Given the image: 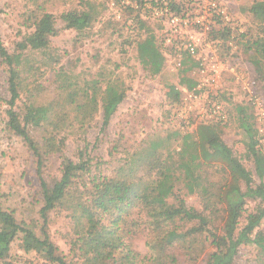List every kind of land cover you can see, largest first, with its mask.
Masks as SVG:
<instances>
[{"label": "rangeland", "instance_id": "obj_1", "mask_svg": "<svg viewBox=\"0 0 264 264\" xmlns=\"http://www.w3.org/2000/svg\"><path fill=\"white\" fill-rule=\"evenodd\" d=\"M226 1L246 27L237 58L247 84L227 77L221 99L228 120L198 124L182 135L174 119L183 106L179 87L185 76L197 79L193 73L196 64L185 58L181 68L172 69L173 64L165 57L162 71L153 75L139 59L137 50L140 40L150 31L156 32L148 21H139V27L132 31L124 21L115 20L111 0H0L2 42L9 53L22 55L20 98L14 107L16 123L28 131L41 151L51 149L44 155L46 183L53 188L61 179L64 157L76 163L86 161L90 167L86 172H76L64 199L49 212L44 227L37 158L25 139L8 125V67L0 56V205L13 211L17 221L25 222L38 236L43 237V231H47L69 264H118L114 258L102 257V247L106 252L115 251L113 255L119 261L131 249L138 255L135 264H206L214 247L205 233L193 243L199 255L196 260L188 259L182 245L170 248L159 244L149 212L154 200L166 198L170 206L182 200L187 208H195L205 216L211 229L220 232L225 214L213 193L228 180L224 165L244 168L251 185L264 188V180L255 173L249 138L241 123L244 114L253 124L255 139L258 124L264 129V119L257 121L252 101L254 97L264 100V52L258 45L264 37V0ZM73 10L90 11L92 24L83 30L67 29L63 15ZM46 13L52 14L50 24L55 30L48 36L49 45L43 46L36 43L35 32ZM110 81H119L126 96L109 126L103 128L102 97ZM42 105L51 110L41 126H36L31 107ZM210 141H214L212 148ZM204 161L210 163L205 165ZM236 176L245 188V179L238 172ZM104 183H125L144 196L143 200L132 199L127 207L120 204L123 211L118 228L113 224L119 214L117 207L109 204L110 210L104 213L95 205L105 189ZM257 201L255 197L248 198L247 210H254ZM87 210L94 213V229ZM193 223L180 217L170 221L179 232L188 230ZM260 228L264 230V220ZM90 231L101 248L98 258L82 242ZM111 231L116 235L111 236ZM21 243L18 239L12 244L9 256L0 264H55L36 251H24ZM115 246L121 247L117 250ZM256 255L254 245H243L234 264H256Z\"/></svg>", "mask_w": 264, "mask_h": 264}, {"label": "trees", "instance_id": "obj_2", "mask_svg": "<svg viewBox=\"0 0 264 264\" xmlns=\"http://www.w3.org/2000/svg\"><path fill=\"white\" fill-rule=\"evenodd\" d=\"M258 15L259 10L256 11ZM261 12V11H260ZM2 9L0 8V15ZM45 20L35 32L36 43L43 46H48L50 43L49 35L54 32V28L50 24V19H53L52 14L46 13ZM67 29L83 30L89 27L93 22V15L90 11H69L63 15ZM259 50L264 52V37L258 41ZM139 59L143 65L153 74H159L165 65V53L161 47L159 39L155 31H150L145 38L137 44ZM0 56L3 62L8 67V90L11 98L8 101L10 109H8L9 122L8 125L17 135L22 136L28 143L30 150L33 151L37 158V174L39 176L44 205L40 210V214L44 220L43 226L47 223L48 214L54 210L56 206L64 199L69 187L76 177L77 171H88L89 166L86 161L74 162L72 159L64 157L62 161V177L53 188L46 183L43 176L44 155L51 153V149L46 152L41 151L34 140L29 135L28 131L16 123L17 117L14 107L16 101L20 98L21 78L19 66L21 64V54H11L6 49L2 42L0 34ZM187 72V71H186ZM183 84H188L189 88L193 86V80L185 76ZM178 93L177 91H174ZM178 95V94H177ZM126 90L122 87L119 81L108 82L102 97L103 109V128L109 126L113 115L117 112L119 105L124 101ZM178 97V96H176ZM51 110L48 106L31 107V112L34 114V124L41 126L42 121L47 118V112ZM243 129L246 131L249 138V151L254 161L255 173L260 180H264V151L257 143L254 133L251 132L253 124L248 121L243 114L241 117ZM211 148L214 141H210ZM217 150H221L220 146H214ZM223 151V149H222ZM80 157L83 160L85 153L82 151ZM209 161H204L207 165ZM227 173V182L224 183L217 193H213L215 201L222 205L224 216L222 218L223 225L221 231L210 228V223L205 216L197 212L195 208H187L184 201H180L177 205H167L166 198L159 197V200H154L152 209L149 210L153 217L154 233L159 239V244L170 248H175L177 245H182L184 253L190 260H196L199 255L193 247V243L198 235L206 234V239L211 240L210 245L214 250L207 255L206 264H234L238 256L239 249L243 245H254L257 249L256 264H264V230L261 223L264 220V188L261 186L253 187L249 180V174L244 168L235 165V168L229 165H224ZM238 172L245 179V188L242 187L240 179L236 176ZM2 171L0 170V188H1ZM105 184V189L95 201L97 208L102 212L110 210L109 204L118 209V217L113 221V224L118 228L119 221L122 220L123 206L131 205L132 199L143 200L144 196L137 192L135 188L130 189L125 183ZM204 189L208 192L205 185ZM257 198V205L252 211H248L246 204L247 199ZM154 198V197H153ZM91 227L95 228L94 213L91 210L85 211ZM180 217L187 218L194 222L193 225L186 231L179 232L176 227H172L170 221H174ZM244 218L243 222L242 219ZM196 221V222H195ZM168 224V226H166ZM44 230V229H43ZM44 236L40 237L31 229L25 222H18L11 210H6L0 205V260H6L10 254L12 244L18 239L22 241V249L26 252L36 251L43 254L48 262L55 264H69L65 256L58 253V247L51 241L49 233L43 231ZM94 232L90 231L88 238L82 239V242L89 251L96 253V258L100 255V250L97 241L93 238ZM110 235H116L115 231H111ZM193 238V239H191ZM192 240V241H191ZM121 243V242H120ZM188 245H185L187 244ZM121 246L126 247L122 241ZM121 246H115L117 249ZM205 247L201 249L204 251ZM85 252L88 254L87 250ZM113 250L106 252L102 247V257L114 258L118 264H135V259L138 255L131 249H128L125 255L117 260L113 255ZM166 256H171L170 253ZM173 260L175 256L173 255Z\"/></svg>", "mask_w": 264, "mask_h": 264}, {"label": "built area", "instance_id": "obj_3", "mask_svg": "<svg viewBox=\"0 0 264 264\" xmlns=\"http://www.w3.org/2000/svg\"><path fill=\"white\" fill-rule=\"evenodd\" d=\"M116 21H124L132 31L139 21H148L172 69L181 68L185 58L196 64L195 85L182 84L183 106L176 112L178 131L185 135L198 124H221L228 113L221 92L225 79L246 83L237 58L246 27L235 17L226 0H111ZM257 121L264 119V100L252 98ZM256 141L264 151V129L257 127Z\"/></svg>", "mask_w": 264, "mask_h": 264}]
</instances>
